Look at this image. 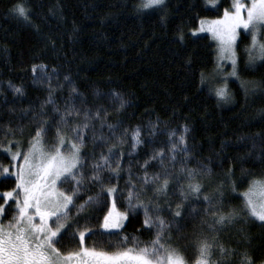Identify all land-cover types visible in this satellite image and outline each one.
Wrapping results in <instances>:
<instances>
[{
  "label": "trees",
  "instance_id": "16d2710c",
  "mask_svg": "<svg viewBox=\"0 0 264 264\" xmlns=\"http://www.w3.org/2000/svg\"><path fill=\"white\" fill-rule=\"evenodd\" d=\"M17 4L30 8V22L13 12ZM139 4V0H0V172L11 165L3 149L26 152L42 121L52 125L44 145L50 148L55 124L67 110H80L62 126L69 140L73 139L69 129L84 122V110L93 115L97 109L102 115L107 110L103 127L101 120L91 119L85 130L81 156L86 179L70 212V231L86 232L84 247L115 253L151 246L157 228L145 227L143 209H129L131 179L142 191L143 203L162 209L159 215L170 225L163 241L179 249L187 264H194L197 243L205 238L216 245L214 264L220 260L219 246L234 250L230 264H241L245 254L254 264H264V226L240 211L244 208L240 193L253 180L264 178V61L255 65L247 61L250 39L241 33L238 75L248 87L230 81V103L223 105L210 90L215 46L208 36L193 31L201 20L220 17L229 1L221 0L214 9L205 0H165L159 10L140 11ZM113 93L123 99V107L118 100L113 102ZM138 127L143 143L133 151L131 134ZM185 128L188 151H177L172 161L169 133H176L174 141ZM110 147L115 153L113 167L120 164V178L109 181L112 174L104 169L103 187H119L114 197L117 210L127 213L128 219L121 229L106 232L101 225L111 197L88 178L94 174L92 165ZM160 150H165L163 165L159 159L151 160L147 172L167 170L173 177L167 198L155 197V185L141 183L145 161ZM185 167L202 173L192 182H199L203 191L199 199L189 196L182 202L179 186L187 189L189 183L181 172ZM15 183L8 176L0 190H13ZM73 186L60 187L71 193ZM98 195L99 206L78 214L79 205ZM204 195L212 198V205L204 202ZM177 204L184 212L179 225L173 217ZM209 207L214 212H205ZM192 209L196 213L190 214ZM234 209L239 219L225 226L214 224L216 216ZM60 249L63 254L80 250L79 236L63 242Z\"/></svg>",
  "mask_w": 264,
  "mask_h": 264
},
{
  "label": "snow or ice",
  "instance_id": "6c2138e0",
  "mask_svg": "<svg viewBox=\"0 0 264 264\" xmlns=\"http://www.w3.org/2000/svg\"><path fill=\"white\" fill-rule=\"evenodd\" d=\"M165 0H141L137 5L138 10L154 9L159 10L163 7ZM232 8L234 11L225 10L222 20L213 21L207 27L201 21L199 31L209 32L213 38L218 41V59L222 62H229L232 66L230 75L239 79L237 72V40L240 35L239 29L245 33H251V48L249 52L250 61L253 59L252 52L259 50V58L264 61V43H261L260 36L264 32V0H251L250 6L246 5L243 0H233ZM30 8L23 4H17L13 12L26 22H30ZM246 13V16L244 15ZM195 35V33H193ZM37 68H33L34 75ZM67 80L68 78L65 77ZM203 84V77L201 80ZM242 88L247 89L248 85L242 83ZM13 91L23 95L19 87H14ZM75 93L76 89L72 88ZM215 95L219 100H226L229 97L226 86L215 90ZM113 102L119 101L123 107L124 101L118 94L113 93ZM51 103V100H49ZM59 111V109H57ZM79 116L80 110L69 109L63 115H60L59 121L55 124V136L52 138L51 150H46L44 145L51 134L52 125L48 121H42L30 141V147L26 152L22 150L12 151L11 147L3 149L11 156L14 162L12 167L15 171L3 167L0 172V182L7 179L8 176L15 177V188L12 191L2 194L4 204L10 200H15V214L12 221L7 225L3 224L2 217L6 212L4 205H0V264H187L185 256L175 247L166 246L163 241L165 233L169 230L170 225L159 215L162 209L157 204L152 206L150 203L141 201L142 191L138 190L135 185L128 182L127 203L129 209L135 211L143 209L145 227L157 228L156 238L151 241V246L129 248L124 251L108 253L97 251L95 248L84 247L85 231H70L71 207H75V200L85 183L86 174L84 172V161L81 156V148L85 140V130L90 127L89 120L107 119V110L97 109L93 115L89 110H84V122L69 129L73 139L69 140L65 135L64 127L69 123V118ZM109 130L115 134L114 126L107 125ZM155 126H153L154 128ZM141 129L138 127L131 134L132 149L136 150L137 146L143 143L141 138ZM127 133V130H125ZM185 128L179 135L178 139L173 141L176 133H169V140L172 141L171 148L167 149L172 153L169 159L175 161L177 151L187 152ZM103 140L104 137L100 136ZM13 142H9L11 145ZM68 148L70 155L64 154V149ZM22 157V162H19ZM115 158L113 148H108L107 155H101L99 162L92 165L93 175L88 179L93 183H100L101 193L106 192L108 197L113 198L111 208L107 215L104 216L101 227L104 231L119 230L124 226V221L128 219L125 212L117 210L115 195L120 191L117 185L103 187V177L101 173L104 169L111 172L109 181L113 177L120 178V164L116 163L113 167L112 161ZM163 161L165 159V150L154 151L150 160L144 164L145 175L141 181L143 187L155 185V197L167 198L169 194L170 183L173 177L165 170L163 174L149 175L147 168L151 160ZM185 179L189 181L187 189L182 185L180 187V196L182 202L186 201L189 196L200 198L203 191L202 185L196 180L198 175L195 170L182 168ZM162 181V183H161ZM66 183L73 184L71 193L60 190V186ZM178 184V181H177ZM235 191V185L233 186ZM259 192V201L254 200V196ZM244 198V208L240 211H247L249 217L261 222L264 226V180H253L248 192L241 194ZM205 203L212 205L213 201L207 195L203 196ZM101 198L89 197L87 201L78 207L79 212H83L88 206H99ZM171 211V209H169ZM205 212H214L212 207L205 209ZM196 209H192L193 214ZM184 212L182 204H177L173 213L174 222L179 225L183 219ZM239 219V212L233 210L227 215L220 214L214 219L215 225L225 226L232 224ZM89 232L91 230H88ZM179 231V227H177ZM79 236L80 251L63 254L60 246L63 242H71L75 236ZM216 245L208 239L198 241L196 251L197 255L194 264H214L213 256ZM220 260L215 264H230L231 257L235 254L234 250L227 249L223 246L218 248ZM241 264H254L252 257L245 254L241 259Z\"/></svg>",
  "mask_w": 264,
  "mask_h": 264
},
{
  "label": "rangeland",
  "instance_id": "374dc122",
  "mask_svg": "<svg viewBox=\"0 0 264 264\" xmlns=\"http://www.w3.org/2000/svg\"><path fill=\"white\" fill-rule=\"evenodd\" d=\"M139 1L141 3V0H139ZM228 1H229V7L227 9H225V10L234 11V9L232 8L233 0H228ZM220 2H221V0H205V4L209 8H212V9L218 7V5H219ZM243 2L246 5H248V6H250V4H251V0H243ZM225 10L223 11V13L221 14L220 17L213 18V19H204V20H201V21H203L204 24H205V26L207 27L213 21L222 20L224 18V12H225ZM244 15L246 16V13H244ZM201 21L199 22L198 27L193 31V33H195L196 36H200V35H206V36H208L210 38V40L213 42L214 46H215V67H214V70L212 72V77L210 78V90H211V93L213 94V96L219 102L223 103V105L224 104H229L230 103V94H229V97L226 100H219L216 97V95H215V90L217 88L225 87L226 86L227 91H228V84H229L230 81H239L240 84L245 83V82H243V80L236 79L235 77H232L230 75V73L232 72V66H231V64L229 62H222V61H220L218 59V48H219L218 41L213 38V36H212L211 33L207 32V31H205V32L199 31V29L201 27ZM238 31H239L240 34L243 33V34L249 36L250 45H249L248 49H250L251 48V44H252V41H251V33L250 32L249 33H245V31L243 29H239ZM239 38H240V35L238 36L237 42L239 41ZM260 41H261V43H264V32L261 33ZM251 55H252L253 59L250 61L249 52L247 51V61L248 62H251L252 65H255V64H257V63H259V62L262 61L259 58L260 53H259L258 48H257L256 51L252 52ZM237 72H238V66H237ZM228 93H229V91H228ZM45 149L46 150H51V147L50 148H45ZM64 154L65 155H70V151H69L68 148H66L64 150ZM10 158H11V156H10ZM19 162H22V157H21V160ZM13 163L14 162L11 160V165L8 167L9 170H10V172L11 171H15V169L12 167ZM11 177H13L15 179L14 176H11ZM262 180H264V178ZM249 188L247 190H245V191H243V192L240 193V196H241V199H242V203H243V207H244V198H243V196L241 194L242 193H245V192H248L249 191ZM60 190H61V187H60ZM9 191H12V190H9ZM4 192H8V191H1L0 190V199H1L0 205H4V207L6 208V212L3 215V217H2V221H3V224L4 225H7L9 222L12 221V216L15 214V200H10V201H8L7 204H4V200H3V197H2V194ZM253 198H254V200L259 201V192H257V194ZM112 200H113V198L110 199V205H109L108 211L111 208ZM7 207H10L11 210H13L14 212L13 211L10 212L9 211V208H7ZM246 213H247V211H246ZM247 215H248V213H247ZM252 219H254V218H252ZM255 221H258V220H255ZM258 222H260V221H258ZM112 231H116V230H112ZM78 251H80V250L70 251L69 253H71V252H78ZM66 254H68V253H66Z\"/></svg>",
  "mask_w": 264,
  "mask_h": 264
}]
</instances>
